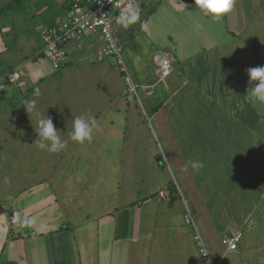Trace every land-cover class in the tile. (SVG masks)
<instances>
[{
	"label": "crops",
	"instance_id": "obj_1",
	"mask_svg": "<svg viewBox=\"0 0 264 264\" xmlns=\"http://www.w3.org/2000/svg\"><path fill=\"white\" fill-rule=\"evenodd\" d=\"M52 1L0 19V78L22 73L0 91V264H203L199 240L215 264H264V105L247 99L258 83L248 69L264 66V0H237L219 21L194 0H135L127 29L115 14L139 105L98 34L68 45L60 71L40 49L24 55L36 38L23 22L36 21L40 40L64 15ZM163 53L173 70L160 81ZM32 99L39 114L24 109ZM43 115L64 150L38 147ZM81 116L95 118L90 143L70 140ZM197 159L198 173L188 165ZM236 233L238 249L227 250L222 239Z\"/></svg>",
	"mask_w": 264,
	"mask_h": 264
},
{
	"label": "built area",
	"instance_id": "obj_2",
	"mask_svg": "<svg viewBox=\"0 0 264 264\" xmlns=\"http://www.w3.org/2000/svg\"><path fill=\"white\" fill-rule=\"evenodd\" d=\"M135 8V0H67L64 15L52 26H48L41 31L42 47L40 53L51 64L55 71H60L67 59V47L77 41H81L87 34H98L104 46L100 50V55L113 60L119 71L123 73V81L126 91L130 96L139 99V85L130 75L124 60L123 49L119 45L115 35L113 22L110 15L116 12L120 16L122 12H132ZM159 70V80L168 77L172 68V59L169 54L156 55L154 58ZM22 73L18 69L5 72L0 78V91L5 89L7 83H16L21 78ZM151 88L154 86H146ZM165 191L159 192V196L164 197ZM191 219L187 215L186 223ZM11 223H17L15 218ZM242 234L236 233L230 237L222 239V245L230 251H235L241 242ZM198 251L203 264H215L204 244L198 241Z\"/></svg>",
	"mask_w": 264,
	"mask_h": 264
},
{
	"label": "clouds",
	"instance_id": "obj_3",
	"mask_svg": "<svg viewBox=\"0 0 264 264\" xmlns=\"http://www.w3.org/2000/svg\"><path fill=\"white\" fill-rule=\"evenodd\" d=\"M237 3V0H194L195 7L206 17L213 20H221L229 15ZM139 20L138 13L122 12L119 17L120 25L127 29ZM251 86L247 92V99L253 105H264V66H258L248 69ZM37 95L39 94L37 90ZM24 109L28 114H39V108L35 99L25 100L23 102ZM96 121L92 116L76 117L73 120L72 131L69 133L70 140L77 143L91 142L94 130L96 129ZM35 132L38 135V147L51 153H57L67 147V141L62 138L60 130H58L53 120L47 115L40 116L36 121ZM188 165L194 172H200L204 168L201 160H190ZM30 221H25V224Z\"/></svg>",
	"mask_w": 264,
	"mask_h": 264
},
{
	"label": "rangeland",
	"instance_id": "obj_4",
	"mask_svg": "<svg viewBox=\"0 0 264 264\" xmlns=\"http://www.w3.org/2000/svg\"><path fill=\"white\" fill-rule=\"evenodd\" d=\"M67 3V0H53L52 1V5L53 6H55L56 8H59V7H63L64 9H65V7H64V4H66ZM55 4H57V5H55ZM26 6L23 4V0H0V19H6V17H7V19H10L9 20V22H11V19H13L14 17V15L15 14H17L18 12H20L21 10L23 11L24 9H26L25 8ZM115 14H116V12H112L111 13V15H110V17L111 18H113V16H115ZM26 18H29V17H26ZM60 18H58V20H59ZM35 23H36V21H34V19H28V20H25L24 22H23V24L24 25H28V27H29V30H31L33 33H34V35H35V38H36V44L34 45V47L31 49V51L30 52H26V53H24V55H26V56H30V55H32L33 53H35L36 51H38L41 47H42V41H41V39L39 40V38H38V36H37V34H36V32L34 31V26H35ZM116 34V33H115ZM137 39L138 40H141V35H138L137 36ZM76 44V43H75ZM74 43H72V44H69V46H71V45H75ZM40 45V46H39ZM141 46H142V43L140 44ZM17 51L18 50H14L12 53H11V56H9V57H11V58H17V57H19V56H21V54L22 53H19V54H17ZM145 52H147V48H145V50H144ZM19 52V51H18ZM125 56V55H124ZM24 61V60H23ZM13 65H14V63H12ZM129 69H130V67H129ZM19 70V69H18ZM131 70V69H130ZM20 71V70H19ZM122 77H123V73H122V75L121 74H119L118 75V82L121 84V86H122V88H121V86L119 87V88H121L122 90L124 89L125 91L127 90L126 89V87H123V83H122ZM5 83H7V81H5ZM10 84L9 83H7V86H9ZM152 88V87H151ZM121 90V91H122ZM127 92V91H126ZM104 97H105V99H108V97H106V95L104 94V93H101ZM128 94V93H127ZM73 96H75V99H72L73 98ZM83 96L80 94V96L78 95V93H72L71 95H70V102H72V101H82L83 100ZM131 98H133V100L136 102V104H138L139 103V99H140V101L143 103V97H142V95H141V92L139 91V99L137 100V98L136 97H133V96H131ZM139 105V104H138ZM144 110H145V112H147L146 111V109L144 108ZM107 128H108V126H107ZM153 181V178H152V176H150V183Z\"/></svg>",
	"mask_w": 264,
	"mask_h": 264
},
{
	"label": "trees",
	"instance_id": "obj_5",
	"mask_svg": "<svg viewBox=\"0 0 264 264\" xmlns=\"http://www.w3.org/2000/svg\"><path fill=\"white\" fill-rule=\"evenodd\" d=\"M29 2H30V0H23V4H24L25 6H27ZM66 6H67V3H66ZM23 11L25 12V9H24ZM50 26H52V25H50ZM9 70L12 71V68H10ZM9 70H8V72H9ZM5 72H6V71H5Z\"/></svg>",
	"mask_w": 264,
	"mask_h": 264
}]
</instances>
